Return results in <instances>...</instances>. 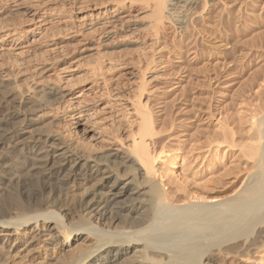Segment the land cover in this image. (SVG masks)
<instances>
[{
  "label": "bare ground",
  "instance_id": "6f19581e",
  "mask_svg": "<svg viewBox=\"0 0 264 264\" xmlns=\"http://www.w3.org/2000/svg\"><path fill=\"white\" fill-rule=\"evenodd\" d=\"M115 1L111 8H98L81 17L88 25L84 35H97L85 46L87 57H99L88 78L78 83L63 75L68 68L60 67L63 58L39 50L42 33L38 24L44 23L45 15L53 14L55 6L41 8L35 3L32 10L23 9L26 20L36 23L25 34L11 25H0V188L11 183L27 186L22 195L9 199L8 209L3 210L0 203V241L15 237L16 242L23 236L26 246L42 236L51 239L57 235L62 250L81 238L89 243L85 253L70 262L59 260V264H206L205 259L211 262L215 250L227 246V252L247 260L258 254V264H264V229L255 239H249L252 228L248 225L249 233H233L241 229V222L249 224L258 216L263 218L258 217L250 227L264 224V114L254 120L258 145L250 158L256 171L241 195L173 204L159 180V156L151 149L152 116L138 95V99L127 100L133 116L116 120V103L122 94L113 89L123 83L119 81L126 72L120 63L106 64L101 53L115 45L111 41L123 27L140 35L145 31L147 37L139 40L151 49L166 21H177L181 28L178 9H191L194 3ZM101 4L103 1L95 6ZM131 4L136 15L124 14ZM81 42L83 38L78 40ZM113 69L116 73L108 77L106 72ZM143 71H136L139 79L146 74ZM9 83H16L28 97L18 103L10 99ZM62 121L67 130L60 126ZM71 133L81 134L82 141ZM77 197L81 204H74ZM70 217L81 222L69 225ZM46 247L56 248L53 242ZM17 248L5 256L0 254V264Z\"/></svg>",
  "mask_w": 264,
  "mask_h": 264
},
{
  "label": "rangeland",
  "instance_id": "374dc122",
  "mask_svg": "<svg viewBox=\"0 0 264 264\" xmlns=\"http://www.w3.org/2000/svg\"><path fill=\"white\" fill-rule=\"evenodd\" d=\"M18 1L20 4H15ZM101 1L102 7L95 6ZM114 2L0 0V25H11L20 34H25L36 23L26 20L28 15L23 13V9L32 10L35 3H40L41 8L55 6L53 14L45 15L44 23L38 24V30L42 33L39 50H49L45 53L63 58L64 64L60 67L68 66L63 75L78 83L88 78L90 67L99 57H87L89 53L85 52V46L94 41L97 35H84L83 30L88 25L81 17L98 8H111ZM193 3L191 9H178L183 26L179 28L177 21H173V24L166 21L151 49L141 43L142 38L147 37L145 31L140 35L138 31L130 33L123 27L114 37L115 40L113 38L111 41L115 45L111 44L113 46L108 52L105 50L101 53L106 64L110 61L120 63L124 66L121 69L126 72L119 81L125 82H121L123 86L113 87L115 92L122 94L120 102H117L120 110L116 103L117 115H126L120 118L116 116V120L123 121L129 115L130 118L133 116L127 100L138 99V95L145 104L144 109L152 116L154 133L151 149L159 156L156 161L162 177L159 176V180L170 201L178 205L214 198L221 201L243 193L249 177L256 171L250 158L252 148L258 145L254 138V120L264 114V0H193ZM129 7L124 9V14L136 15L134 5ZM85 36L90 37L85 39ZM80 38H83V42L78 43ZM139 69L146 73L143 79L137 76ZM115 73L114 69L110 73L108 70L106 75L111 77ZM21 83V86H25ZM8 94L17 103L28 97L26 93H21L16 83H9ZM62 114L59 113L60 117ZM65 123L62 121L60 125L63 130ZM104 123L107 124V121ZM25 125H28V121ZM56 127L53 125L52 128ZM70 135L82 141L81 134ZM26 187L21 183L2 186V209H8L9 199L16 197V194L22 195ZM81 202V197H77L74 204ZM258 217L249 224L241 222L246 225L243 227L240 224L241 229L235 230L234 235H243L245 230H249L248 225L252 228L249 239H255L264 229V224L250 227L263 218ZM67 222L74 225L81 220L70 217ZM14 238L0 241V254L4 256L11 248L18 246L4 264H59V260L66 263L90 247L81 238L62 250L58 247L60 239L57 235L51 239L42 236L26 246L23 244L27 237L20 236L16 242ZM51 242L56 247L53 251L49 249L51 247H46ZM40 243L43 244L41 247ZM227 248L215 250L212 261L205 259V263L258 264V254L247 260L245 256L227 252Z\"/></svg>",
  "mask_w": 264,
  "mask_h": 264
}]
</instances>
